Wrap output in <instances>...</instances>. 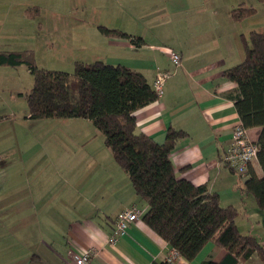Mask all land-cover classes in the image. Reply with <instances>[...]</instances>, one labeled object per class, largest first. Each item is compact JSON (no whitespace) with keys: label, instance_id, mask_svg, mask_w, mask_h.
Masks as SVG:
<instances>
[{"label":"crops","instance_id":"crops-1","mask_svg":"<svg viewBox=\"0 0 264 264\" xmlns=\"http://www.w3.org/2000/svg\"><path fill=\"white\" fill-rule=\"evenodd\" d=\"M127 1L135 19L149 7L166 20L145 24L146 13H141L144 25L128 28L116 23L115 28L142 39V46L100 31L98 47L106 45L115 63L143 73L151 86L158 69L173 71L162 96L136 112L138 132L162 145L170 129L185 131L187 137L171 154L176 176L206 185L223 207L237 208L239 231L264 245V211L244 191L248 178L224 160L234 128L241 123L233 99L237 86L224 72L241 63L243 55L245 59L246 34L258 31L250 18L234 21L231 11L239 5L254 6L252 2L258 0H240L237 7L216 0ZM39 8L33 3L28 11L19 9L18 17L35 20ZM169 50L181 54L180 67L173 68ZM27 118L33 119L30 114ZM79 119L83 123L73 125L80 128L72 135L74 147L56 150L57 161L48 168L34 162L15 164L9 173L0 157V165H5L0 177V264H72L73 252L86 251H92L90 264L165 262L173 250L143 222L148 204L136 195L129 175L93 123L82 118L67 123ZM260 131L249 130L252 141L257 142ZM252 168L262 177L257 161ZM133 206L140 212L139 221L115 245L109 244L118 215ZM225 255V250L209 242L194 261L180 257L175 264H218ZM249 264L263 263L254 255Z\"/></svg>","mask_w":264,"mask_h":264},{"label":"trees","instance_id":"trees-1","mask_svg":"<svg viewBox=\"0 0 264 264\" xmlns=\"http://www.w3.org/2000/svg\"><path fill=\"white\" fill-rule=\"evenodd\" d=\"M255 13L253 6L240 5L231 11V17L241 22ZM100 29L107 36L129 39L136 47L144 42L119 30ZM243 46L244 61L227 69L224 77L237 86L233 99L241 123L248 130H261L255 143L263 175L258 177L250 165L244 176L248 178L244 191L264 211V34L251 32ZM22 65L34 78L33 89L26 97L31 118L90 120L103 134L115 161L129 175L136 195L148 204L143 222L180 257L192 262L212 242L226 251L218 264H249L254 255L264 264V245L239 231V210L223 207L219 196L206 185L196 186L176 176L171 154L188 134L170 129L161 145L138 132L136 112L159 99L143 73L101 61L76 62L73 74L54 72L39 69L30 51L0 52V66ZM159 264L175 263L166 260Z\"/></svg>","mask_w":264,"mask_h":264},{"label":"rangeland","instance_id":"rangeland-1","mask_svg":"<svg viewBox=\"0 0 264 264\" xmlns=\"http://www.w3.org/2000/svg\"><path fill=\"white\" fill-rule=\"evenodd\" d=\"M216 2L237 7L240 0ZM33 3L41 6L38 18L27 17L29 19L25 20L18 17L19 9L28 11ZM252 4L256 9L253 17L256 18L246 20L253 21L257 32L264 34V1ZM139 13L135 19L127 0H0V52L30 51L39 69L69 74L74 73L76 62L101 61L119 65L113 61V54L106 45L98 47L100 35H103L100 27L123 31L115 28V24L124 23L128 28L141 25V13H146L145 24L166 20L157 9L149 10L148 7ZM240 50L243 51L241 45ZM243 61L244 55L241 63ZM33 86L34 78L27 66L0 67V137L3 138L0 139V157L7 164L9 173L15 164L29 166L34 162L48 168L57 161L56 150L74 147L72 135L80 128L73 125L83 123L80 119L67 123L71 119L27 118L29 107L26 97ZM4 167V164L0 165V177L4 176L1 174Z\"/></svg>","mask_w":264,"mask_h":264},{"label":"built area","instance_id":"built-area-1","mask_svg":"<svg viewBox=\"0 0 264 264\" xmlns=\"http://www.w3.org/2000/svg\"><path fill=\"white\" fill-rule=\"evenodd\" d=\"M169 59L176 69L181 66L182 56L174 50L168 51ZM173 75L171 70L157 71L154 81V89L159 97L162 96L165 82ZM258 158V147L250 138L249 130L242 123L238 124L233 131L231 145L225 154L224 160L227 165L241 176H246L249 166L252 165ZM140 219V212L136 207H131L120 212L116 219L114 230L108 238V243L115 245L120 238L127 234L128 229ZM92 251L85 253H72V264H90ZM180 258L177 251L173 250L171 255L167 257L169 263H176Z\"/></svg>","mask_w":264,"mask_h":264}]
</instances>
